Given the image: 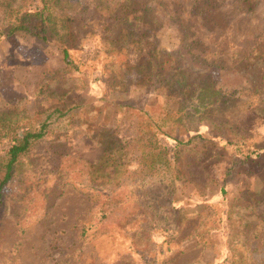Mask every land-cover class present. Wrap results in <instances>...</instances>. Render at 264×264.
I'll return each instance as SVG.
<instances>
[{"label": "rangeland", "instance_id": "1", "mask_svg": "<svg viewBox=\"0 0 264 264\" xmlns=\"http://www.w3.org/2000/svg\"><path fill=\"white\" fill-rule=\"evenodd\" d=\"M55 1L44 40L0 35V125H47L2 190L0 264H264V0Z\"/></svg>", "mask_w": 264, "mask_h": 264}, {"label": "trees", "instance_id": "2", "mask_svg": "<svg viewBox=\"0 0 264 264\" xmlns=\"http://www.w3.org/2000/svg\"><path fill=\"white\" fill-rule=\"evenodd\" d=\"M31 3V0H0V12L6 19V25L0 31V35L11 36L16 33H28L38 39L44 40L46 26H51L53 23H57V21L59 24L62 23V20L57 18L55 14L56 10L59 9L55 4L57 3L55 0H39V6L33 9L29 8ZM100 11L101 15H108V12H104L107 11L106 9L104 10L102 8ZM121 50H118L119 54ZM62 56L66 65H68L69 62L67 61V53L65 50L62 52ZM150 63L151 61L146 62L144 66H149ZM54 111L57 112V110ZM46 127L45 122H42L36 129L32 130L29 128L22 129L14 123L0 125V141L3 138L9 139L6 152L0 156V205L3 203L2 190L10 179L19 158L25 154L34 141L44 136ZM144 137L150 139L148 134L139 133L135 137V140L140 138L139 141H142ZM120 149H122L121 146L117 148L115 146L111 150H108L105 156L109 160L108 164H110L109 166L113 171L111 176L106 179L104 187H102L105 188L102 190V194L107 198L106 203L101 204L100 217L102 221H107L108 217L121 207L118 206V204H121V198L117 196V193L120 194L119 189L123 186L124 177L122 172L125 165L123 166L116 157ZM95 175L90 170L85 173L88 182L95 181Z\"/></svg>", "mask_w": 264, "mask_h": 264}]
</instances>
